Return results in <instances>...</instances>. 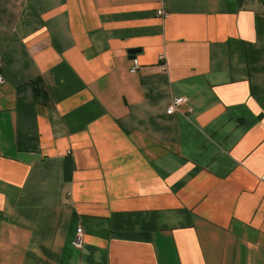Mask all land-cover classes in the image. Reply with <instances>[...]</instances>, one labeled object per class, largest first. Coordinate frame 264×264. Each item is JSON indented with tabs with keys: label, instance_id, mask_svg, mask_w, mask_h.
<instances>
[{
	"label": "crops",
	"instance_id": "0c3cea01",
	"mask_svg": "<svg viewBox=\"0 0 264 264\" xmlns=\"http://www.w3.org/2000/svg\"><path fill=\"white\" fill-rule=\"evenodd\" d=\"M158 7L0 0V264H264V0Z\"/></svg>",
	"mask_w": 264,
	"mask_h": 264
},
{
	"label": "built area",
	"instance_id": "2783aa9c",
	"mask_svg": "<svg viewBox=\"0 0 264 264\" xmlns=\"http://www.w3.org/2000/svg\"><path fill=\"white\" fill-rule=\"evenodd\" d=\"M164 1L165 0H158L159 7L156 9V15L158 17H161V18H164V17L167 16V13H166L165 8H164ZM158 59L160 61H163L164 60L163 54H160L158 56ZM137 68H138V61L135 58H133L132 59V65L130 66L129 71L130 72H134ZM3 82H4V77H3V74L1 72V63H0V87L3 84ZM184 101H185V98L182 97V96L173 97L171 99L170 103L168 104L167 108H166V112L170 114V113H173V112L177 111V107L181 103H183ZM260 179L264 182V175L261 176ZM81 237H82V229L81 228H77L75 237L72 240V244L75 247H81Z\"/></svg>",
	"mask_w": 264,
	"mask_h": 264
},
{
	"label": "trees",
	"instance_id": "16d2710c",
	"mask_svg": "<svg viewBox=\"0 0 264 264\" xmlns=\"http://www.w3.org/2000/svg\"><path fill=\"white\" fill-rule=\"evenodd\" d=\"M31 85H32L33 97L35 102L45 107L50 106L51 99L43 79L37 77L31 81Z\"/></svg>",
	"mask_w": 264,
	"mask_h": 264
},
{
	"label": "water",
	"instance_id": "95a60500",
	"mask_svg": "<svg viewBox=\"0 0 264 264\" xmlns=\"http://www.w3.org/2000/svg\"><path fill=\"white\" fill-rule=\"evenodd\" d=\"M138 49H130L128 50V54L130 55V58H133L134 54L138 52Z\"/></svg>",
	"mask_w": 264,
	"mask_h": 264
}]
</instances>
